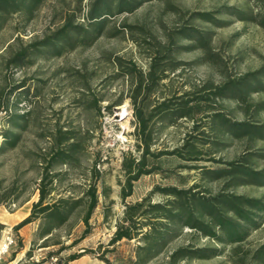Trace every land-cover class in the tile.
I'll return each mask as SVG.
<instances>
[{
	"label": "rangeland",
	"instance_id": "obj_1",
	"mask_svg": "<svg viewBox=\"0 0 264 264\" xmlns=\"http://www.w3.org/2000/svg\"><path fill=\"white\" fill-rule=\"evenodd\" d=\"M88 1L42 0L30 19L18 11L0 29V195L13 189L5 202L0 203V220L4 224V234L12 233L16 238L15 245L5 255L4 264L10 260H14L10 264H50L51 256L63 258L83 249H93L98 254L103 252L112 264H128L135 240L123 239L114 247L108 244L124 209L120 197L125 178L122 159L129 152L139 154L130 97L134 73L130 69L129 73L126 72L131 62L137 69L147 71L153 49L166 41L167 30L182 24L199 28L209 37L208 50L217 61L200 47L175 51L172 60L178 63L177 67L171 68L170 63L165 65L167 77L160 80L149 97L146 112L164 97L193 92L210 82L217 83L226 73L234 75L254 69L264 59V28L259 25L225 13L217 15L219 19L227 20L222 26L190 17L194 11L213 10L222 4L248 7L250 2L247 0H154L132 13L110 17L107 30L89 46L67 49L59 56L36 57L32 63L21 67L7 64L16 50L60 26L67 13L74 12L82 21ZM188 43V40L178 42ZM22 83L23 86H19ZM253 98H264V93L254 94ZM211 104V112L219 110L234 119L244 117L235 100L216 99ZM122 108L125 109L124 117L116 118V114L122 115ZM13 113H27L28 123L24 128L13 126L10 120ZM199 117L180 118L173 124L155 118L151 120L153 151L179 147L185 138L193 135L192 140L201 152L200 159L184 161L177 156L164 155L157 158L156 164L163 171L142 175L134 181L132 193L126 201L141 199L155 185L189 186L197 183L211 191L220 188L222 181H208L201 173L202 166L214 167L220 164L216 160L234 158L246 151V142L245 139L219 138L209 118ZM256 119L264 121V111ZM58 127L71 130L82 148L75 165L56 164L51 169L57 173L51 196H82V203H86L85 191L94 181L98 203L89 219L90 231L85 237L80 238L84 229L81 220L83 206L75 210L62 226L54 229L45 242L47 245L42 246L43 239L38 234L42 224L40 219L15 231L13 226L24 217L19 220L8 218H14L22 206L29 207V213L32 202L37 200L36 185L45 164L43 157L50 145L46 135ZM6 128L20 132V140L14 147L1 146L2 131ZM259 147L264 148V141L257 142L254 148ZM194 164L197 167H192ZM255 165L263 166L264 158L256 159ZM230 190L251 196L264 194V186L239 185ZM16 194L20 199L13 201L11 197ZM151 198L161 201L164 196L155 191ZM24 199L27 200L20 204ZM14 220L16 223L10 226ZM263 242L264 219L244 241L228 245L207 237L192 236L186 228L150 264H158L166 252L182 243L223 249L215 257L184 259L179 264H240L241 257L245 264H259L251 255ZM107 249L110 250L105 251Z\"/></svg>",
	"mask_w": 264,
	"mask_h": 264
},
{
	"label": "trees",
	"instance_id": "obj_2",
	"mask_svg": "<svg viewBox=\"0 0 264 264\" xmlns=\"http://www.w3.org/2000/svg\"><path fill=\"white\" fill-rule=\"evenodd\" d=\"M151 1L154 0H89L82 21L77 19L74 12L67 13L60 26L16 50L8 58L7 64L21 67L32 63V59L36 57L59 56L67 49L89 46L107 30L110 17L132 13ZM247 1L250 2L248 7L222 4L213 10L194 11L190 17L222 26L227 20H221L217 15L225 13L264 28V0ZM41 2L42 0H0V29L5 26L9 17L18 11H22L30 19ZM208 39L199 28L182 24L167 30L166 41L153 49L154 53L150 57L146 72L137 69L133 62L130 68L127 66L126 73H129V69L134 73V87L130 97L136 119L135 134L139 154L133 155L129 152L122 159L125 178L120 197L124 202V209L122 217L115 223V230L108 244L114 247L123 239L135 240L128 264H150L165 252L170 243L179 238L186 228L192 236L207 237L222 245H228L244 241L251 230L259 226L260 220L264 219V194L251 196L230 190L231 187L239 185L264 186V165H255L256 159L264 158V148H254L257 142L264 141V121L256 119L264 111V98H253L254 94L264 93V59L254 69L234 75L226 73L217 83L210 82L193 92L164 97L146 112L149 97L156 90L160 80L167 77L165 65L170 63L171 68L177 67L178 63H173L172 60L175 51H189L200 47L212 60L217 61L209 53ZM179 40H188L189 43L178 44ZM19 86H23V83ZM225 98L240 104L243 118L234 119L222 111L209 110L211 102ZM196 115H200V119L201 116L208 117L215 135L219 138L245 139L246 142V151L234 158L216 160L220 164L214 167L202 166L201 173L208 181H222L220 188L211 191L197 183L189 186L155 185L150 193L141 199L126 201L132 193L134 181L142 175L163 171L156 164L157 158L164 155L177 156L184 161L200 159L198 155L201 152L192 140L193 135L185 138L179 147L153 151L151 120L155 118L173 124L180 118L194 119ZM10 120L13 126L24 128L28 123L27 113H13ZM2 136V147H14L20 140V132L11 128L4 129ZM46 138L50 145L43 157L45 164L36 185L38 198L32 202L30 212L13 226L17 231L24 225L40 219L42 224L38 234L43 239L42 246L47 245L45 242L54 229L62 226L75 210L83 206L81 220L84 229L80 238L85 237L90 231L89 219L98 203L94 181L85 191L86 203H82V196H51L57 177V173L51 169L56 164L75 165L82 146L71 130H63L61 127L49 132ZM95 165L94 163L93 167ZM155 191L162 194L164 199L153 201L151 194ZM12 192L13 189H9L7 194L0 195V203L5 202L7 195ZM19 197V194H16L11 199L18 201ZM3 228L4 224L0 222V231ZM222 249L211 245L182 243L166 252L158 264H179L184 259L194 258L209 259L221 254ZM84 254H92L106 264H112L103 252L98 254L93 249H83L63 258L57 257L55 264H66ZM251 257L259 264H264V242L254 249ZM240 259V264H245L244 258Z\"/></svg>",
	"mask_w": 264,
	"mask_h": 264
},
{
	"label": "crops",
	"instance_id": "obj_3",
	"mask_svg": "<svg viewBox=\"0 0 264 264\" xmlns=\"http://www.w3.org/2000/svg\"><path fill=\"white\" fill-rule=\"evenodd\" d=\"M28 210H29V207H27V208L25 209V208L22 206V207H20V208L17 210V214H15V216H13L14 218L11 217V218H8V219H11V220H13V219H18V220H19V219L25 217V215H27ZM0 222L3 223L2 220H0ZM15 223H16V220H14L13 223L10 224V226H13ZM4 233H6V231H4V230L0 231V243H1V241H3L4 238H5V234H4ZM4 259H5V256H3L2 260L0 261V264H4V263H3V260H4ZM12 261H14V260H10V261H8L6 264H10ZM13 263H15V262H13ZM66 264H106V263H105L104 261H102V260H99V259L96 258V257H93V256L89 255V254H84V255H82V256H80V257L74 259V260L69 261V262L66 263Z\"/></svg>",
	"mask_w": 264,
	"mask_h": 264
},
{
	"label": "built area",
	"instance_id": "obj_4",
	"mask_svg": "<svg viewBox=\"0 0 264 264\" xmlns=\"http://www.w3.org/2000/svg\"><path fill=\"white\" fill-rule=\"evenodd\" d=\"M15 206V204H13ZM16 238L12 233H7L5 238L0 243V261L2 260L3 256H5L8 252H10L11 247L15 245ZM57 261V256H51L50 264L55 263Z\"/></svg>",
	"mask_w": 264,
	"mask_h": 264
},
{
	"label": "water",
	"instance_id": "obj_5",
	"mask_svg": "<svg viewBox=\"0 0 264 264\" xmlns=\"http://www.w3.org/2000/svg\"><path fill=\"white\" fill-rule=\"evenodd\" d=\"M115 117L122 119L124 117V115H118V114H116Z\"/></svg>",
	"mask_w": 264,
	"mask_h": 264
},
{
	"label": "bare ground",
	"instance_id": "obj_6",
	"mask_svg": "<svg viewBox=\"0 0 264 264\" xmlns=\"http://www.w3.org/2000/svg\"><path fill=\"white\" fill-rule=\"evenodd\" d=\"M124 112H125V109H124V108H122L121 114L123 115V114H124Z\"/></svg>",
	"mask_w": 264,
	"mask_h": 264
}]
</instances>
